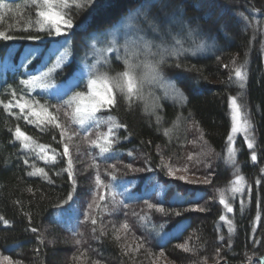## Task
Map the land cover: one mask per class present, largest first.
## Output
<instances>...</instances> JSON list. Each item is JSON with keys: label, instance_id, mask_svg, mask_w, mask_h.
<instances>
[{"label": "trees", "instance_id": "trees-1", "mask_svg": "<svg viewBox=\"0 0 264 264\" xmlns=\"http://www.w3.org/2000/svg\"><path fill=\"white\" fill-rule=\"evenodd\" d=\"M139 2L51 0L49 9L43 0H0V32L12 36L0 38V61L8 64L0 80V217L8 222L0 220V258L15 264H148L146 257H130L118 239L125 222L132 241L162 251L167 264H264V0H150V11L139 9ZM138 9L141 15L131 18ZM45 10L70 16L75 27L66 36H48L47 25L37 22V12ZM121 19L126 30L141 29L156 45L174 38L170 50L147 63L171 89L150 85L153 102H146L141 77L131 97L112 86L124 70L123 51L117 60L108 49L130 42L110 28ZM105 28L110 32L96 34ZM61 43L69 60L45 71L53 68ZM93 47L102 54L91 56ZM24 54L32 57L19 61ZM82 67L87 75L60 99L36 91L39 83L31 81L40 71L49 73H42L48 83L68 82ZM89 78L111 83L116 104L100 108L83 128L76 108L85 100L76 93L88 94ZM233 99L250 135L236 137L230 163ZM17 128L27 140L16 139ZM193 140L212 153L209 183L183 182L165 171L166 162L184 158ZM65 144L69 156L63 155ZM101 145L109 151L101 153ZM198 160L192 156V165Z\"/></svg>", "mask_w": 264, "mask_h": 264}, {"label": "rangeland", "instance_id": "rangeland-1", "mask_svg": "<svg viewBox=\"0 0 264 264\" xmlns=\"http://www.w3.org/2000/svg\"><path fill=\"white\" fill-rule=\"evenodd\" d=\"M56 12V11H53ZM61 24L62 21H61ZM110 32V31H108ZM115 38H118L115 35ZM115 40V39H114ZM172 40H174V38L168 39L166 42V45H158L160 46L161 51L163 52H167L168 50H170L169 48L172 45ZM163 41V40H162ZM176 41V40H175ZM64 43H61V46H58L56 48V52H55V62L52 66L47 67L45 71L49 72V69H56V68H60L61 65L63 64L62 62H67L69 60V50L63 48V50H61V47H63ZM168 47V48H167ZM61 50V51H60ZM160 52V51H159ZM159 52L155 51V52H151V51H146L144 52L142 55V61L147 65L149 59L152 56H155L157 54H159ZM102 51L100 48H94L92 49L91 52V56H95L96 55H101ZM164 54V53H162ZM166 54V53H165ZM32 57V54L29 55H23L21 57V59L19 61H23L24 60H30V58ZM160 57V56H159ZM8 68V64L7 62L4 61H0V80L3 79L5 77L6 74V70ZM87 68L86 67H82L78 73L76 72V74L71 77L69 79L68 82H58L57 84H52V83H48L44 80H42L43 77V72H35V75L33 76V78H31V81L35 83H39L36 84L35 88L36 91L47 94L51 97L54 98H63L74 86H76L80 80H82L84 78V76L87 75ZM146 69V68H145ZM142 70L140 73V77L142 79V85H140V87L146 89L145 91H143V93L145 94V98H146V102H153L154 99V95L151 93V91H148V87L151 85H153L152 87H157L158 89L162 90L164 93L167 92L169 93L171 89L169 88V83H167V80L162 79V77H159V75H157V73H152V71L150 70ZM52 72V71H51ZM43 73V74H42ZM49 74V73H47ZM32 76V75H31ZM30 81V80H29ZM110 82V81H109ZM141 83V82H140ZM111 87V83L108 84V82L105 80H103V78H100L97 80L96 85H94L92 91L95 92L97 94V98L102 97V96H108L109 92H108V88ZM141 88V89H142ZM143 89V90H144ZM169 91V92H168ZM173 92V91H171ZM112 90H111V94H112ZM82 100H85L83 103H80L78 106L81 109H84L86 107L89 106V94L85 95L82 97ZM238 108L239 109V114L237 116V119L235 121L238 131L237 132H232V137L233 140L229 146V153H228V161L230 163L235 161V148L233 146V143L236 139L237 136L239 135H244L245 137H247L249 139V135L248 134V126H247V121H246V117L245 114L242 110V108L238 105L237 101H235V105L232 104L231 102V117L233 116V109ZM80 116L81 113L77 112V122L80 126H83V128H87L91 123L93 124L92 119H85L84 123L81 124L80 123ZM232 124H233V120H232ZM110 133L109 131L106 133V135L108 136ZM199 140V139H197ZM109 141H106V144L109 145ZM107 147V146H106ZM109 148V147H107ZM212 153L209 150V148L203 144L201 142V140L199 142H197L196 140H193L192 143L189 146V150L186 152L185 156L183 159H181L180 161H176V162H170V164L168 162H166L167 168H165V171L167 172V174H169L168 169H171V174H169L170 177H173L174 179H179V177H184V180H181L183 182H191V183H209V181L211 180L212 175L209 174L210 172V167L211 164H209V162H211L212 159ZM189 156H194V158L197 160V158L201 159L198 160V162H195L192 165V159L189 160L188 157ZM180 180V179H179ZM200 207L194 206L192 207V210H196V211H201ZM126 223L123 222L122 225H119V230L116 231L117 234L120 232V234L122 235H117L118 239L122 242L123 246L125 245L126 247V252L127 254L134 258V260L138 257V258H142V257H146L147 260L145 262H149L148 264H167L169 261H167V257L163 254L162 251H158V252H154L152 251L150 248H146L145 246H143L140 242H138L137 240L135 242H133L132 240L133 235L132 233L129 232L128 227H125ZM184 223L179 224L177 227H175L173 230L168 231L167 234L168 236H172L175 235L178 232L179 228H183ZM176 232V233H175ZM172 237H167L168 238H172ZM131 238V239H130ZM133 238V239H132ZM166 239V238H165ZM145 254L140 255V254ZM133 256H131V255ZM143 262V261H142ZM0 264H9L8 260H5V258H0ZM11 264H15V263H11ZM143 264V263H142Z\"/></svg>", "mask_w": 264, "mask_h": 264}, {"label": "snow or ice", "instance_id": "snow-or-ice-1", "mask_svg": "<svg viewBox=\"0 0 264 264\" xmlns=\"http://www.w3.org/2000/svg\"><path fill=\"white\" fill-rule=\"evenodd\" d=\"M97 2V0H87V3L94 6L95 3ZM43 4L49 6V9L51 7V0H43ZM4 5H0V7H3ZM145 7L149 8L150 11V7H151V3L150 0H140L139 2V9H143ZM139 9L137 10L136 13L133 14V16L131 18L135 19L136 16L141 15ZM37 15L39 17H41L42 19L37 21L38 23L41 24V27L43 28V26L46 24L47 25V35L48 36H53L55 35L56 37H60L61 35H67L70 33V31L75 27L72 18L69 16L67 18H65L64 15H61L58 12H53L51 10H45V11H38ZM145 19H147V16L145 14ZM61 21L63 23V27L61 25ZM184 27L187 28V25H184ZM110 28L113 31H118L120 34V38L124 39V38H129V43L120 48H112L109 47L108 51L113 53V59H120V53L121 51H123V65H124V70L121 73H118L117 76L115 78H113V82H112V86L121 89V91H124L126 89L127 94L129 97L132 96V94L136 91H138L139 89V85H140V73L144 68H149L150 71H152L153 73H155L157 71L156 67H152L149 65H146L143 61H142V54L146 51H150L151 49L155 48L157 50V52L161 51L160 46L156 45L155 43H152L151 41H149L146 36L142 35L141 29H136L135 32L130 31V30H126V26L123 25V21L121 20H117L116 22H113V24L110 26ZM108 28L105 29H97L96 34L97 35H101L104 34L106 35L108 33ZM193 29L188 28L187 30V34L188 36H191L193 33ZM0 38H3L4 40H11L12 36L10 35H6L3 32H0ZM28 39L30 40H39L40 37L36 36V37H28ZM89 39H92V34H89ZM180 43V42H177ZM182 46V44H181ZM173 47H175V44L173 45ZM174 54V53H173ZM162 66V65H161ZM65 67H67V65H65ZM177 67H179V64H177ZM53 71V69H49V72ZM45 75H47V73H45ZM235 76L237 78L243 79L242 76V71L241 68H236L235 70ZM22 83H29V81H23ZM97 80L96 79H92L89 78L87 80V84H86V89L88 91L89 94V106L81 109L79 106H77L76 111L78 113H81L80 116V123L83 124L85 119H92V120H96V116L95 113L100 109V108H104V107H108L109 109L114 107L116 104V100L115 97L111 94V87L108 88V92L109 95L108 96H102L97 98V94L95 92L92 91L94 85H96ZM79 86V85H77ZM85 95L84 92H78L76 93V97H83ZM232 104L235 105V100L233 99ZM21 109H23V105H20ZM52 107H55V105H53ZM239 114V109L235 108L233 109V116H232V120H233V124L231 127V131L232 132H237L238 128L237 125L235 123L237 116ZM109 119H111L109 117ZM58 126V125H57ZM116 127H125L123 125H117ZM109 133L112 132V128H109ZM21 137H23L25 140L28 139L27 136H25L23 133L20 132V129L17 128L16 129V139H21ZM61 137H63V132H61ZM229 142H232L233 137L231 135H229L227 137ZM105 140L107 141V136L105 137ZM93 143H95V141H93ZM24 147H28L27 144L24 145ZM247 147L249 149L253 148V144L251 142L248 143ZM100 151L101 153H105L108 152L109 149L107 147L104 146H100ZM64 156H69V151H68V146L67 144L64 145V152H63ZM129 155H131V153H129ZM189 160L192 159L191 156L188 157ZM251 160L252 161H256L257 160V156L255 155V153H253L251 155ZM25 163H27V161H25ZM72 167V162L71 159H69L68 161V168L71 169ZM112 167H115V165H113ZM126 167L128 169H133V165L132 164H127ZM136 171H139L140 169H135ZM40 172H43V169L39 170ZM169 174H171V169H168ZM29 175H33V173H29ZM69 179H72V172L69 171ZM97 182L99 183V174H97ZM113 179H115V177L113 176ZM180 180H184V177H179ZM259 183V181L257 182ZM69 199H71V196L69 197ZM145 203H147V201H145ZM149 208H153L154 205L149 204L148 205ZM201 211H203V209H200ZM162 211V209H161ZM228 211L231 212L232 209L228 208ZM176 215H180V213H176ZM221 219H223V217H221ZM0 220H3V217H0ZM3 222L5 224H7L8 222L6 220H3ZM93 225H95L96 221L93 220L92 221ZM125 227H127V225H125ZM33 232L37 231L35 228L32 229ZM5 260H8L7 257H5ZM9 264H11V262L9 261Z\"/></svg>", "mask_w": 264, "mask_h": 264}, {"label": "water", "instance_id": "water-1", "mask_svg": "<svg viewBox=\"0 0 264 264\" xmlns=\"http://www.w3.org/2000/svg\"><path fill=\"white\" fill-rule=\"evenodd\" d=\"M261 263H264V257L261 259Z\"/></svg>", "mask_w": 264, "mask_h": 264}]
</instances>
